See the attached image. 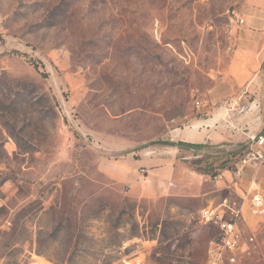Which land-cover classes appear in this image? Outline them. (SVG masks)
Returning a JSON list of instances; mask_svg holds the SVG:
<instances>
[{"label":"rangeland","instance_id":"rangeland-1","mask_svg":"<svg viewBox=\"0 0 264 264\" xmlns=\"http://www.w3.org/2000/svg\"><path fill=\"white\" fill-rule=\"evenodd\" d=\"M249 31L264 37V0H0V264H203L221 233L203 210L228 200L241 227L249 214L234 175L204 197L139 201L99 162L179 147ZM234 97L241 142L183 144L191 168L233 172L264 130V85ZM250 216L235 264H264Z\"/></svg>","mask_w":264,"mask_h":264},{"label":"crops","instance_id":"crops-1","mask_svg":"<svg viewBox=\"0 0 264 264\" xmlns=\"http://www.w3.org/2000/svg\"><path fill=\"white\" fill-rule=\"evenodd\" d=\"M259 21L253 16H248L249 27H253L256 23L262 27ZM249 32L247 36L250 42L247 40L243 42L242 47L235 52L226 78L218 82L219 85L226 83L227 86L222 85L220 90L217 89L218 91L214 92L206 118L192 119L188 126L175 132L173 141L176 144L205 145L230 141L237 145L241 142L242 122L237 124L236 121L234 132L227 131V121L233 115V110L227 107L236 108L239 98L234 96L245 83H252L254 90H257L259 85H264V37L261 34ZM262 110V114L259 115L264 116V109ZM186 161L187 158L182 156V150L179 147H161L145 152L127 153L114 160H101L99 169L116 184L127 188L128 195L135 200L157 201L165 197L206 196L205 185L213 180L210 176L191 168ZM239 163L233 172L224 170L216 177V180L224 187L228 184H223V177L235 176L237 180L235 187L247 201L249 209V214L244 212L243 228L241 227L245 236L244 228H254L255 225V220L250 216L252 213L247 190L253 178L257 179L258 168L252 164L248 165L240 178L236 174ZM257 181L264 194V178H258Z\"/></svg>","mask_w":264,"mask_h":264},{"label":"built area","instance_id":"built-area-1","mask_svg":"<svg viewBox=\"0 0 264 264\" xmlns=\"http://www.w3.org/2000/svg\"><path fill=\"white\" fill-rule=\"evenodd\" d=\"M237 22L244 25L246 20L236 12ZM197 106L202 107V102L197 101ZM264 167V130L259 135L252 138V145L247 156L238 164L236 174L242 177L248 165ZM250 197V211L256 217H264V194L259 188L256 178H253L247 190ZM232 212L231 219L226 217L227 211ZM241 210H238L225 201L218 208H206L203 210L201 218L204 222H213L220 228V238L212 240L208 249L207 259L203 264H235L238 256L244 251L246 243L244 233L241 229ZM254 239L251 238V241Z\"/></svg>","mask_w":264,"mask_h":264},{"label":"trees","instance_id":"trees-1","mask_svg":"<svg viewBox=\"0 0 264 264\" xmlns=\"http://www.w3.org/2000/svg\"><path fill=\"white\" fill-rule=\"evenodd\" d=\"M183 145V143H179L178 144V146L180 147V146H182ZM185 145V144H184ZM187 145V144H186ZM187 146H190V147H201L202 145H187ZM197 171H199L200 173L202 172V171H200V170H197ZM202 174H205V175H208V176H210V177H212V178H215V177H217L218 175H219V173H217V172H215V173H211V172H203Z\"/></svg>","mask_w":264,"mask_h":264}]
</instances>
